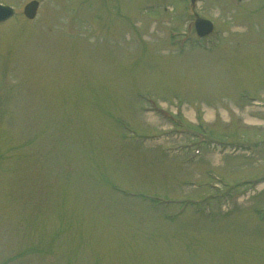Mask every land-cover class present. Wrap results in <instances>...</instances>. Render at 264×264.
Masks as SVG:
<instances>
[{"label": "rangeland", "instance_id": "374dc122", "mask_svg": "<svg viewBox=\"0 0 264 264\" xmlns=\"http://www.w3.org/2000/svg\"><path fill=\"white\" fill-rule=\"evenodd\" d=\"M1 1L0 264H264V0Z\"/></svg>", "mask_w": 264, "mask_h": 264}, {"label": "water", "instance_id": "95a60500", "mask_svg": "<svg viewBox=\"0 0 264 264\" xmlns=\"http://www.w3.org/2000/svg\"><path fill=\"white\" fill-rule=\"evenodd\" d=\"M38 1L32 0L30 1L26 7H25V13L29 17H33L36 13L37 7H38ZM14 13V9L8 5H1L0 4V21L8 18ZM208 22V24H207ZM197 27H203V30H201L202 34L209 32L212 28L211 23L209 21H206L204 19H200L197 21Z\"/></svg>", "mask_w": 264, "mask_h": 264}, {"label": "bare ground", "instance_id": "6f19581e", "mask_svg": "<svg viewBox=\"0 0 264 264\" xmlns=\"http://www.w3.org/2000/svg\"><path fill=\"white\" fill-rule=\"evenodd\" d=\"M189 115H191V113H188ZM212 116V113L210 111V109H207V112H206V117L210 118Z\"/></svg>", "mask_w": 264, "mask_h": 264}]
</instances>
